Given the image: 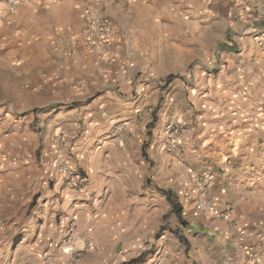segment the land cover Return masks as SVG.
Instances as JSON below:
<instances>
[{
    "label": "crops",
    "instance_id": "obj_1",
    "mask_svg": "<svg viewBox=\"0 0 264 264\" xmlns=\"http://www.w3.org/2000/svg\"><path fill=\"white\" fill-rule=\"evenodd\" d=\"M104 1L20 2L19 19L48 25V37L26 38L48 41L43 56L48 81L43 83L54 91L49 103L61 108L93 93L82 108H92L99 121L92 132L95 146L84 154V189H73L65 181L59 165L77 163L58 152L50 157L43 177L29 168L21 177H0V264H48V235L58 246L73 216L78 240L68 251L60 246L54 257L59 260L64 251L78 256L75 264H115L123 253L140 248L156 228L150 213L134 204L146 203L150 196L163 202L149 192L150 172L158 185L177 191L180 213L188 214L184 224L193 233L189 242L197 264H264V0H244V12L237 18L245 26L242 35L224 37L220 49L189 78L172 83L169 107L156 111L152 119L147 113L143 120L137 119L135 107L155 106L154 82L129 92L127 83L107 82L111 68L101 48L93 53L64 50L81 24L82 9H103ZM4 12L0 4V23ZM70 110L81 114L76 107ZM58 114L55 109L51 113ZM172 116L184 124L182 155L172 146L160 148L164 124ZM150 121L152 128H147ZM202 174L209 176L207 196L217 208H229L226 217L196 213L195 176ZM181 185L187 189L185 198L178 194Z\"/></svg>",
    "mask_w": 264,
    "mask_h": 264
},
{
    "label": "rangeland",
    "instance_id": "obj_2",
    "mask_svg": "<svg viewBox=\"0 0 264 264\" xmlns=\"http://www.w3.org/2000/svg\"><path fill=\"white\" fill-rule=\"evenodd\" d=\"M23 1L17 0L16 8H11L0 0L5 8V18L0 23V174H3L0 177H21L24 168L38 170L43 177L45 169L51 166L50 157L58 152L78 164L67 161L60 164L59 168L71 188L82 190L88 184V175L83 166L84 154L95 146L92 132L99 121L98 116L92 114V108L86 110L82 107L92 101L93 93L87 95L85 101L75 100L61 108L49 103L54 91H49L43 83L44 80L48 81V65H43L48 41L32 43L26 38L48 37V25L38 20L28 23L24 18L19 19L23 14V10L19 13L20 2ZM221 1L105 0L103 9L97 10L90 6L82 9L81 24L69 36L68 45L63 44L64 50L71 53L77 48L90 53L97 50L86 49L79 42L84 29L83 11L86 8L94 11L114 31L109 43L99 47L108 57L107 67L111 68L107 71V82L121 86L127 83L129 92L138 91L136 87L141 86L143 89L154 82L158 91L155 106L135 107L138 120H143L147 113L152 119L156 111L169 107L173 82L189 78L194 68L209 60L220 49L225 42L224 37L241 36L244 32L245 26L237 22L238 15L244 12L240 11L244 0ZM119 55L121 60L118 59ZM31 85L37 88L27 89ZM74 107L81 114H70V109ZM54 109L60 111L57 117L51 115ZM172 119L177 117L172 116L164 124L160 148L167 150L172 146L177 155H182L181 135L173 143L166 139L167 125ZM177 120L181 124L182 134L184 124ZM152 124L150 121L147 128H152ZM81 162L83 164L79 165ZM76 176H79L80 182L77 187L70 184ZM152 177L150 172L146 182L149 192L159 194L163 202L150 196L146 203L141 204L139 201L134 204L143 213H150L149 221L156 222V228L149 232L140 248L123 253L124 256L119 257L115 264H129L130 261L133 264H197L195 251L189 242L193 233L187 231L184 224L188 214L180 213L182 208L177 191L164 184L158 185ZM45 180L48 189L52 188L49 170ZM196 188L198 193V185ZM186 191L185 185H181L178 194L184 196ZM156 205L161 207L156 209ZM215 210L223 214L217 217L224 218L229 208L219 209L215 205ZM152 211L154 213L151 215ZM75 221L76 217L73 216L57 247L53 237L48 235V264L78 263L75 253L64 252L74 247L78 240ZM71 232L75 236L73 239L70 237ZM60 246L64 248V251L61 250L64 255L58 260L52 253Z\"/></svg>",
    "mask_w": 264,
    "mask_h": 264
},
{
    "label": "built area",
    "instance_id": "obj_3",
    "mask_svg": "<svg viewBox=\"0 0 264 264\" xmlns=\"http://www.w3.org/2000/svg\"><path fill=\"white\" fill-rule=\"evenodd\" d=\"M6 2L11 8H16L17 0H2ZM83 34L79 38V42L86 49L99 48L109 43L114 35L113 28L109 23L99 17L94 11L86 8L83 11ZM182 127L177 119H172L166 130V139L169 143L176 142L181 135ZM66 172V171H65ZM68 174H71L67 171ZM79 176L72 178L71 185L77 187L80 184L78 180ZM195 179L198 181L199 192L195 200V210L198 215H204L207 213H214L215 215H223L216 212L215 204L212 199L207 196V188L209 187V176L206 174L196 175ZM226 212V211H225ZM70 237L75 238L74 233L71 232Z\"/></svg>",
    "mask_w": 264,
    "mask_h": 264
},
{
    "label": "trees",
    "instance_id": "obj_4",
    "mask_svg": "<svg viewBox=\"0 0 264 264\" xmlns=\"http://www.w3.org/2000/svg\"><path fill=\"white\" fill-rule=\"evenodd\" d=\"M129 264H133V261H130V263Z\"/></svg>",
    "mask_w": 264,
    "mask_h": 264
}]
</instances>
